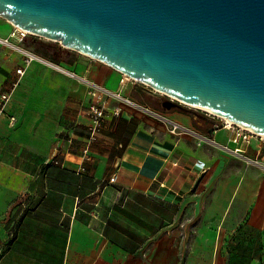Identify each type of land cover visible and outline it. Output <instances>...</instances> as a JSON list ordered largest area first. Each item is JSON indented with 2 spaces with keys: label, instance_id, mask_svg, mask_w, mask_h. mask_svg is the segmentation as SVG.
I'll return each instance as SVG.
<instances>
[{
  "label": "crops",
  "instance_id": "crops-1",
  "mask_svg": "<svg viewBox=\"0 0 264 264\" xmlns=\"http://www.w3.org/2000/svg\"><path fill=\"white\" fill-rule=\"evenodd\" d=\"M16 28L0 17L11 41L0 42V93L23 66ZM56 43L55 59L25 66L0 116V264H264V168L242 156L255 149L235 154L230 128L210 134L199 115L163 109L140 82ZM81 77L138 107L110 98L91 135ZM166 208L171 229L148 244ZM127 211L138 214L133 233L118 218Z\"/></svg>",
  "mask_w": 264,
  "mask_h": 264
},
{
  "label": "water",
  "instance_id": "water-1",
  "mask_svg": "<svg viewBox=\"0 0 264 264\" xmlns=\"http://www.w3.org/2000/svg\"><path fill=\"white\" fill-rule=\"evenodd\" d=\"M0 17L264 135V0H0Z\"/></svg>",
  "mask_w": 264,
  "mask_h": 264
},
{
  "label": "built area",
  "instance_id": "built-area-1",
  "mask_svg": "<svg viewBox=\"0 0 264 264\" xmlns=\"http://www.w3.org/2000/svg\"><path fill=\"white\" fill-rule=\"evenodd\" d=\"M12 36L16 35L19 43H15L13 46L14 48L23 56V66L17 68V74L18 78L15 79L11 85L12 87L8 89L6 92L0 93V116L5 111V105L10 98L11 89H13L16 84L19 82V78L22 74H24L25 66L29 65L31 62L35 60L39 61H45V59L37 54L36 52L32 51L30 48H28L26 45H24L22 42L27 37L28 33L24 29L16 28L15 31L11 33ZM0 42L3 44L11 43L9 41L8 37L0 38ZM82 80H84L86 83H88V93L92 100L89 103V106L87 108L88 115L90 117V129H91V135L97 131L101 125V122L104 120V117L106 116V110L108 108L109 100L110 98L122 100L125 101L131 105L137 106L138 105L131 100L128 97H122L119 93L113 92L111 90H108L104 85L89 81L86 78L81 77ZM115 113H119V109H114ZM161 119H164V117L160 113H154ZM216 116V115H215ZM11 122H15V116H11ZM215 118L221 120L224 123V127H228L231 130L230 140L235 144L233 148L225 147L226 149H230L232 152L238 155H242L243 153H248L247 150L250 147H253V150L255 149L256 155L255 157L249 156V155H242L248 162L253 163L255 165L262 166L264 168V135L254 132L249 128H246L244 126H239L235 123H232L231 121L225 122L220 117L216 116ZM172 129H181L182 127L174 122L171 123Z\"/></svg>",
  "mask_w": 264,
  "mask_h": 264
},
{
  "label": "rangeland",
  "instance_id": "rangeland-1",
  "mask_svg": "<svg viewBox=\"0 0 264 264\" xmlns=\"http://www.w3.org/2000/svg\"><path fill=\"white\" fill-rule=\"evenodd\" d=\"M34 39H36L39 42L38 43H35V44H32V40H34ZM27 41L29 43H27L26 45L28 47H30L31 50H33L34 52H37L38 54L43 55V56H48V54H50L51 52L54 51L55 46H57L56 44H59V43H56L57 41H55V40H52V39H49L48 40V39H46L44 37H41V36H38V35H35L34 36V35H31V34L28 35ZM61 55H64V54H61ZM56 56L60 58V55H58V53H56ZM140 83L143 84L142 82H140ZM143 85L146 88H148L149 90H152V92H153L152 93V96H154L153 97V100H159L160 101V100L168 99V97L165 96L164 94H161V93L155 91L154 89H151L149 86H147L145 84H143ZM181 106H182V108H178V109L188 110L192 114H196L197 112H200V113H204V114H206L207 116H210V117H216L214 114H210L209 112H206V111H203L202 109H198V108H195L193 106L187 105V104H185L183 102L181 103ZM162 108L164 109V107H162ZM120 196H122V193L118 194V197H120ZM126 199H127V202L126 203H129L130 206L132 205V203H134L133 200H131L129 197H127ZM144 199H145L144 201L146 203H150V202L153 203V201L150 200L147 197H144ZM112 200H114L113 197H112ZM117 203H119L118 200L117 201H112L111 202V206L113 205L114 207L115 206H118L119 207V205ZM161 213H163V215H162L161 219L158 220L159 221L158 226L154 227L153 225H151V226H149V228H147V234L148 235H147V241L146 242H148V244L151 243V241L153 240V236L156 235V233H157L158 230L162 229L163 230V233H167L168 230L171 229V222L169 221L170 212L166 208V209H162ZM146 214H147V216H146L147 219H151V220L154 219V216H150L149 215L151 213H148L146 211ZM118 215H119V217H118L119 219L122 217V215H123L124 218H127V217L129 218V224H127V225L132 229L131 230V233H133V230H137L138 214L136 213V211H133V212L132 211H127L124 214H118ZM118 215H115V216H118ZM176 227H178L179 232H180L181 235L184 232H186V229H184L185 226H183V225H177ZM190 227H191V230H190L191 236L192 237L193 236L196 237L197 236L196 229H194V227H196V226L195 225H191ZM185 252H186V250H184V249L181 250L182 261H183L184 257H186V256H184L185 255ZM233 255H234V257H236V254L235 253Z\"/></svg>",
  "mask_w": 264,
  "mask_h": 264
},
{
  "label": "bare ground",
  "instance_id": "bare-ground-1",
  "mask_svg": "<svg viewBox=\"0 0 264 264\" xmlns=\"http://www.w3.org/2000/svg\"><path fill=\"white\" fill-rule=\"evenodd\" d=\"M186 104V103H185ZM187 105H189V104H187ZM191 106V105H190ZM209 112V111H208ZM210 114H214V115H216V116H218V117H220L221 119H223L225 122H227V121H230V120H228V119H225L223 116H221V115H218V114H216V113H211V112H209Z\"/></svg>",
  "mask_w": 264,
  "mask_h": 264
},
{
  "label": "trees",
  "instance_id": "trees-1",
  "mask_svg": "<svg viewBox=\"0 0 264 264\" xmlns=\"http://www.w3.org/2000/svg\"><path fill=\"white\" fill-rule=\"evenodd\" d=\"M38 42H39V41H37L36 39L32 40V44H35V43H38ZM51 53H52V52H51ZM51 53L48 54V58L52 57V58L55 59V56H52ZM54 59H53V60H54ZM54 61H55V60H54Z\"/></svg>",
  "mask_w": 264,
  "mask_h": 264
},
{
  "label": "flooded vegetation",
  "instance_id": "flooded-vegetation-1",
  "mask_svg": "<svg viewBox=\"0 0 264 264\" xmlns=\"http://www.w3.org/2000/svg\"><path fill=\"white\" fill-rule=\"evenodd\" d=\"M164 100H160L159 102H155L158 106H160V107H164L163 105H162V102H163Z\"/></svg>",
  "mask_w": 264,
  "mask_h": 264
}]
</instances>
